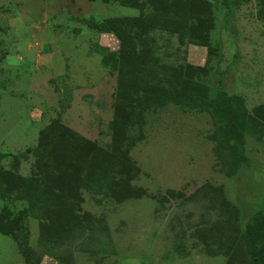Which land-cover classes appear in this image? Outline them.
Returning <instances> with one entry per match:
<instances>
[{"label":"rangeland","instance_id":"374dc122","mask_svg":"<svg viewBox=\"0 0 264 264\" xmlns=\"http://www.w3.org/2000/svg\"><path fill=\"white\" fill-rule=\"evenodd\" d=\"M0 6V264H256L264 0Z\"/></svg>","mask_w":264,"mask_h":264},{"label":"trees","instance_id":"16d2710c","mask_svg":"<svg viewBox=\"0 0 264 264\" xmlns=\"http://www.w3.org/2000/svg\"><path fill=\"white\" fill-rule=\"evenodd\" d=\"M1 9H3V7L2 6H0V10ZM154 13H152V15H153ZM141 15H143V14H141ZM121 20H123V19H120V18H115V17H113V18H109V19H106V20H104V24H103V26L105 27L104 29H106L107 31H111V32H114L115 34H117L121 39H123V34L124 33H122L121 31H120V28H121V24L119 23V21H121ZM126 20V19H125ZM130 21H131V23H133V24H136V25H140V27L141 26H143V27H145V26H147V25H149L148 24V22H146V20H142V23H137L136 22V19H129ZM145 22V23H144ZM128 34H130V32H128ZM139 35H140V33H138ZM141 42H143V41H141ZM140 42V43H141ZM263 240H264V237L263 238H259L258 239V243H261V242H263ZM259 255H262V256H258V257H256V264H264V254L263 253H261V254H259Z\"/></svg>","mask_w":264,"mask_h":264}]
</instances>
